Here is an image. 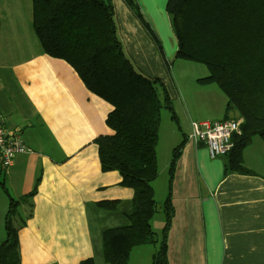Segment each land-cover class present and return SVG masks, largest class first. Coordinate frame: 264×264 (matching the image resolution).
Returning a JSON list of instances; mask_svg holds the SVG:
<instances>
[{"label":"crops","instance_id":"obj_1","mask_svg":"<svg viewBox=\"0 0 264 264\" xmlns=\"http://www.w3.org/2000/svg\"><path fill=\"white\" fill-rule=\"evenodd\" d=\"M111 1L124 54L143 76L164 83L177 110L170 155L183 145L171 179L168 263L264 264V142L254 137L244 148L243 165L253 174H240L224 173V157L211 158L203 143L187 140L191 121L236 118V113L225 115L226 98L214 83L173 82L169 71L177 44L167 0H135L149 28L124 0ZM31 14V0H0L2 126L20 132L28 149L2 173L16 199L38 181L31 216L18 228L20 264H80L89 258L95 264L101 231L126 224L131 208L132 189L120 185L117 171H101L94 143L97 136L112 134L105 124L112 107L88 91L68 63L42 52ZM169 160L160 170L167 177ZM101 201L117 204L108 210L97 206ZM20 210L26 214L24 206ZM136 248L127 264L139 262ZM145 254L151 259L152 252Z\"/></svg>","mask_w":264,"mask_h":264},{"label":"trees","instance_id":"obj_2","mask_svg":"<svg viewBox=\"0 0 264 264\" xmlns=\"http://www.w3.org/2000/svg\"><path fill=\"white\" fill-rule=\"evenodd\" d=\"M138 20L148 24L135 0H124ZM31 26L44 54L62 59L76 72L85 88L109 103L105 124L112 131L94 139L101 171H117L120 185L132 189L127 223L101 231L102 259L107 264H127L131 250L154 245L150 264H169L166 239L173 216L171 179L183 145L171 152L167 193L158 205L152 181L158 176L156 145L160 110L171 113L178 124L164 83L139 73L124 54L116 33L111 0H31ZM169 24L176 39V58L204 64L208 74L198 84L214 83L226 98L224 113L241 119L239 132L224 157V173L253 174L244 167L242 152L254 137L264 142V0H167ZM156 40V38L153 36ZM3 171L0 189L7 197L0 264H20L18 229L13 226L18 208L31 216L36 182L18 199L9 195ZM116 201L97 206L114 209ZM158 207L164 222L157 235L150 221ZM80 264H94L92 258Z\"/></svg>","mask_w":264,"mask_h":264},{"label":"rangeland","instance_id":"obj_3","mask_svg":"<svg viewBox=\"0 0 264 264\" xmlns=\"http://www.w3.org/2000/svg\"><path fill=\"white\" fill-rule=\"evenodd\" d=\"M170 74L172 76L173 82L175 84H179L180 82L184 83H197L196 78L204 77L208 74V69L204 64L197 63L190 60H185L181 58H176L174 62L171 64ZM175 106H173V110ZM177 110H174V113ZM178 113V112H177ZM176 115V113H175ZM177 117V115H176ZM173 120V119H172ZM171 120V113L162 108L160 110V128H159V136L158 141L156 145V161L157 166L159 170V174L157 178L153 182L154 190H155V197L156 199L163 200L167 193V174L165 171L162 170V164L166 162L168 159H170V151L171 146L174 144V142L171 138V132L176 131L177 132V123L173 120ZM171 129V132H170ZM179 134V132H178ZM161 202V201H160ZM158 203V202H157ZM159 203L158 205H160ZM7 208V197L0 191V242L4 239V227H3V219L4 214ZM16 214V219L13 222V226L17 229L22 225L21 216L25 215L24 212H21L20 208H18ZM164 217L162 213V209L158 207V210L155 212L153 216V220L150 221L151 228L156 234L158 235L160 233V230L163 226ZM90 225L91 227L95 226L96 223L90 219ZM138 250H136V258L139 259V262H132V264H145L143 259L145 258V261L147 260V264H150L151 259H149L148 256H146L147 252H154L155 246L154 245H140L137 246ZM134 256V257H135ZM147 258V259H146ZM95 264H107L102 259V250L100 257L96 260Z\"/></svg>","mask_w":264,"mask_h":264},{"label":"built area","instance_id":"obj_4","mask_svg":"<svg viewBox=\"0 0 264 264\" xmlns=\"http://www.w3.org/2000/svg\"><path fill=\"white\" fill-rule=\"evenodd\" d=\"M241 119L191 121L187 140L203 143L211 158L225 155L232 147L231 137L239 132ZM28 149L20 138V132H9L2 126L0 115V170L6 171L15 156Z\"/></svg>","mask_w":264,"mask_h":264}]
</instances>
